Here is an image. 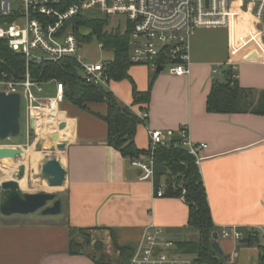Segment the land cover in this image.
I'll return each mask as SVG.
<instances>
[{
	"label": "crops",
	"instance_id": "crops-1",
	"mask_svg": "<svg viewBox=\"0 0 264 264\" xmlns=\"http://www.w3.org/2000/svg\"><path fill=\"white\" fill-rule=\"evenodd\" d=\"M107 52L111 59L105 61H113V52ZM189 56L190 73L184 77L167 69L158 73L145 64H133L129 77L110 81L109 90L139 117L147 115L135 135L140 150L149 148V131L177 132L183 126L188 127L194 143L208 146L201 153L199 170L215 227H235L244 234L243 239H257L251 245L241 243L243 239L218 236L228 256L224 264H264L260 250L264 247V116L207 111L213 85L230 68L241 88L264 92V27L246 4L237 2L229 28L198 29L191 36ZM45 85H51L52 93L36 96L54 97L57 82L43 84L44 92H36L44 94ZM150 88L149 104L143 110L132 106L134 89L145 93ZM108 109L107 103H89L86 109L68 101L59 105L55 124L67 123L66 130L57 133L66 148L59 151L51 140L55 145L50 143V149L67 170L62 197H58L62 212L6 217L20 221L0 224V264H97L87 255L70 254L72 229L112 230L117 245L131 247L134 253L151 225L160 227L175 246L199 239V232L189 226L185 200L158 198L154 182L142 180L143 170L108 145L104 119ZM30 119L27 126L31 129ZM102 239L113 248L108 231L102 233Z\"/></svg>",
	"mask_w": 264,
	"mask_h": 264
},
{
	"label": "built area",
	"instance_id": "built-area-1",
	"mask_svg": "<svg viewBox=\"0 0 264 264\" xmlns=\"http://www.w3.org/2000/svg\"><path fill=\"white\" fill-rule=\"evenodd\" d=\"M18 6L14 7V2ZM239 2L252 10L256 21L264 27V0H0V16L13 17L11 23L0 25V39L8 42L10 49L23 55L27 63L25 80L15 82L0 74V85L5 92L20 94L33 117L34 109L55 108L64 101V86L57 82L54 97L38 98L44 88L31 80V63L58 62L75 58L88 84L109 89L106 73L107 61L85 62L79 56L82 44L68 23L84 12H95L110 18L123 17L130 26V60L132 64H145L153 71L160 67L170 74L184 77L190 73L189 41L198 29L229 28L234 5ZM101 48L102 45H99ZM235 78L237 76L235 75ZM28 117V121H29ZM34 118V117H33ZM142 120L147 115L140 117ZM60 122L58 123V125ZM150 153L146 160L133 159L132 165L143 170L142 180H155V151L160 146L183 147L193 155L199 166L206 144H196L188 127L175 131H149ZM158 198L165 197L164 185L155 190ZM184 199V198H183ZM219 238L242 240L244 234L235 227L219 229ZM130 264H199L193 257L176 250L160 227H147L139 249Z\"/></svg>",
	"mask_w": 264,
	"mask_h": 264
},
{
	"label": "trees",
	"instance_id": "trees-1",
	"mask_svg": "<svg viewBox=\"0 0 264 264\" xmlns=\"http://www.w3.org/2000/svg\"><path fill=\"white\" fill-rule=\"evenodd\" d=\"M108 17L95 12H84L68 23L82 45L97 41L103 49L113 52L114 60L108 62L106 73L111 81H122L129 77L128 71L133 65L130 60V26L121 32L119 29L107 31ZM13 17H1L0 25L13 22ZM27 63L23 55L13 52L6 40L0 39V74L15 82L25 80ZM31 80L37 84L58 82L64 86V101L79 108H87L89 103H107L108 114L104 117L108 124L107 143L120 151L131 161L141 156H148L147 150H140L135 143V135L142 119L131 108L120 104L113 93L103 86L88 84L75 58H63L58 62L31 63L29 66ZM236 73L231 68L224 72L225 83L215 82L207 99V111L216 114L248 113L264 116V92L241 88ZM0 75V79H1ZM151 88L145 93L134 89L132 106L150 102ZM174 139L170 146H160L155 151V190L162 185L165 197L184 198L189 206V226L199 232L197 241L176 243V250L185 255L194 256L199 264H224L212 247L213 234L219 230L215 227L206 189L196 159L186 148L175 146ZM165 179L162 184V179ZM109 232L113 242L114 257L111 263L106 252V243L102 233ZM114 232L109 229H72L70 254L87 255L97 264H130L134 255L131 247H119ZM257 239L250 237L248 244H255ZM264 254V247H260ZM264 262V256L262 257Z\"/></svg>",
	"mask_w": 264,
	"mask_h": 264
},
{
	"label": "water",
	"instance_id": "water-1",
	"mask_svg": "<svg viewBox=\"0 0 264 264\" xmlns=\"http://www.w3.org/2000/svg\"><path fill=\"white\" fill-rule=\"evenodd\" d=\"M163 69L160 67L157 72ZM225 83V77L222 76L220 84ZM21 109L22 99L20 94L0 92V141H6L17 137L21 133ZM30 127L35 129V119L31 117ZM67 123L62 122L58 125L59 131H64ZM51 140L56 143V148L63 151L66 144L60 142L59 134L51 136ZM25 150L15 147H0V159H12L24 156ZM42 174L46 176V181L50 187H63L66 182L67 170L57 158L49 159L42 165ZM26 175V166L20 165L15 178L5 180L0 183L3 191L1 195L0 212L5 217L27 216L40 213L43 216H57L62 212V200L56 193L39 192L26 193L20 187V181ZM52 203V205H49ZM249 239H243L241 243H248ZM213 249L228 261V256L218 242V233L213 234Z\"/></svg>",
	"mask_w": 264,
	"mask_h": 264
},
{
	"label": "rangeland",
	"instance_id": "rangeland-1",
	"mask_svg": "<svg viewBox=\"0 0 264 264\" xmlns=\"http://www.w3.org/2000/svg\"><path fill=\"white\" fill-rule=\"evenodd\" d=\"M15 6H18L17 1L14 2V7ZM100 15L103 17H108L101 13ZM108 18H109L108 19L109 25L107 27V31L119 29L121 32H125L128 30V25L126 24V21L123 17L119 16L115 18H110V17ZM99 45L100 44L95 40L91 43L82 45L80 52H79V56H81L85 62H95L99 60L105 61V60L111 59V55L105 49L101 48ZM50 86L45 85L46 87L45 91L47 93L45 92L44 94H38L36 92V89H34L35 95L47 96L48 94H51L53 88ZM4 90H5L4 87L0 85V92H4ZM28 117H31V115L29 111L27 110V103L25 99L22 98V109H21V120H20L21 133L17 137H13V138H10L2 142L0 141V147H10V146L14 147L18 144L19 146H21L19 148H22L25 150V153L30 151L31 149L39 153L38 158L33 159L28 164L27 175H26L27 186L26 188L23 189L24 192L26 193L49 192V193H56L58 197L60 196L62 197L63 187L51 188L46 181V176L42 174V165L47 160L55 158V154L53 153L54 150L50 149L51 144H53L51 142V136L55 133H48L47 136H42L38 133L37 128H36V131L35 130L32 131L27 126ZM55 126H56V131L59 133L57 122ZM27 139H29L28 142H27ZM24 158L25 156H20V157H17L15 160L9 159L10 162L16 165V170L14 171L12 178H15V173H17V170L19 169L20 165L24 163ZM2 163L3 161H1L0 159V169H1ZM3 177L4 176L0 170V179H1L0 183L3 182L4 180H7V178L3 179ZM2 193L3 191L0 187V203H1ZM49 205H52V203H50ZM17 219L18 220H9L5 216H3L0 212V224L4 222L6 223L9 221H20L19 218ZM33 219H38L39 221H41L40 218H33ZM106 251H107L106 253L109 254L110 257L114 256V250L111 245L106 244ZM111 263H113V261Z\"/></svg>",
	"mask_w": 264,
	"mask_h": 264
},
{
	"label": "bare ground",
	"instance_id": "bare-ground-1",
	"mask_svg": "<svg viewBox=\"0 0 264 264\" xmlns=\"http://www.w3.org/2000/svg\"><path fill=\"white\" fill-rule=\"evenodd\" d=\"M55 111L57 110L54 107L48 108L46 110H41V109L33 110V117L36 123L35 128H37L38 133L40 135L47 136L48 133H58L56 131V126H55ZM59 132H62V131H59ZM60 138H61V134H60ZM24 156H25L24 163L22 165L26 166V175H27V169H28L29 162H31L33 159L38 158L39 153L31 149L30 151L26 152ZM1 161H3L1 169H0L4 176L3 179L7 178V180H9L12 178V175L14 171L16 170V165L10 162L9 159H1ZM26 175L24 179L20 181V187L22 190L26 188L27 186ZM51 188H61V187H51Z\"/></svg>",
	"mask_w": 264,
	"mask_h": 264
}]
</instances>
